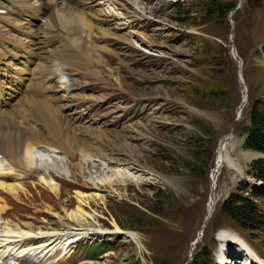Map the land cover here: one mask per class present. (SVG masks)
Segmentation results:
<instances>
[{
	"label": "rangeland",
	"instance_id": "1",
	"mask_svg": "<svg viewBox=\"0 0 264 264\" xmlns=\"http://www.w3.org/2000/svg\"><path fill=\"white\" fill-rule=\"evenodd\" d=\"M3 1L7 9L9 4L6 0L0 4ZM101 3L99 9L108 21L97 26L112 27V34L123 37L97 41L105 48L98 55L113 76L104 69L100 81L78 69H61L60 84L72 86L63 105H68L73 122L83 121L81 127L102 128L108 136H131L125 143L116 142L113 150L108 140H88L97 156L92 161L105 164L103 157H115L130 165L136 162L137 167L107 163L105 171L99 166L101 173L85 171L79 176L75 170L73 176L67 169L70 158L59 154L65 157V170L50 174L59 193L54 196L42 185L41 174L12 181L22 190L6 191L7 198H0L6 208L10 202L18 207L8 221L31 225L34 235H44L48 225L54 228L60 221L75 219L107 234L80 239L64 257L61 252L65 264H70L68 259L80 264H224L230 260L223 255L228 249L241 256L227 264H264V225L262 230L248 231L222 212L228 200L250 197L264 217V198L242 191L247 185L253 194L264 189V183H254L249 175L250 165L264 154L244 148L250 93L264 99V0ZM214 3L232 10L220 14ZM0 16H6L2 10ZM11 18L31 33L39 27ZM9 36L24 41L16 32L5 37ZM17 54L21 57L23 52ZM119 75L121 87L116 82ZM242 102L246 105L236 120ZM230 134L234 136L231 154L241 173L228 169L221 173L213 190L215 210L205 224L211 171L221 141ZM191 139L200 140L197 161L190 160ZM42 154L43 160L51 159L49 153ZM188 161L198 167L197 172L186 168ZM72 163L81 160L76 157ZM52 259L49 264L57 263Z\"/></svg>",
	"mask_w": 264,
	"mask_h": 264
},
{
	"label": "bare ground",
	"instance_id": "2",
	"mask_svg": "<svg viewBox=\"0 0 264 264\" xmlns=\"http://www.w3.org/2000/svg\"><path fill=\"white\" fill-rule=\"evenodd\" d=\"M6 1L7 5L8 2H12L21 8L29 9L30 13L35 9L40 13L35 16L40 21V26L33 29L32 33L30 32L32 35L25 38V40L28 39L25 44L28 46L27 52L31 57L23 62L24 67L19 70L21 73L24 72L28 63H32L36 66L37 72L32 73L30 71L26 77L18 76L19 83L25 84L26 81H29V87L16 103H11L6 99V95L12 96V94H8L5 85H3L6 78L4 82L0 80V198L6 199V195L9 193L14 194L16 190H22V186L12 185V181H28L39 174H41L42 185L51 190L54 196L57 195L59 189L53 184L54 180L50 174L54 171L65 170L62 163L65 162V157L59 154H66V157L70 158L71 163L67 169L73 176L76 175L75 170L79 172V176H82L85 171H89L91 175L101 173L102 170H107V163L118 166L130 165L128 160L115 157L104 158L102 156L105 164L92 161L97 156L96 151L89 148L88 140L92 139L99 142L108 140L113 150L116 142L125 143L131 139V136H128V139L120 134L108 136L102 128L97 129L88 125L81 127L80 124L83 121L80 120L73 122L67 112L68 105H63L62 102L66 95V89L71 91L72 86H67L65 89L58 86L57 75L55 74L56 69L74 68L86 72L87 78L97 77L98 80L102 81L101 71L105 69L113 76L114 71L105 67L104 61L98 55V52H104L105 48L99 47L97 41L98 39L105 41L110 39L121 40L123 37L119 38L112 34V27H103L104 22L108 20L105 19L104 10H100L101 0ZM105 1L118 2L119 0ZM1 8L5 9L4 1L0 4ZM5 13L10 15L12 10L7 8ZM19 15L20 13L16 14V16ZM25 22L27 25L30 23L29 20H25ZM97 23L103 24V28L97 26ZM17 26L13 25L6 16H0V34L21 32ZM113 28L116 29V27ZM23 31L28 34L26 30ZM14 41L19 40L15 38L8 40L9 43ZM2 43L3 40L0 37V75L3 67L10 68V63L7 62L12 59V49L3 47ZM107 46L110 45L107 44ZM233 55L235 57V50ZM5 56H8L7 59ZM57 61H59V65L56 64ZM97 66L98 70H95ZM91 68L92 70H90ZM116 73L118 74V72ZM239 75L241 78V72ZM120 77V75L117 76L116 82L121 87ZM12 84L16 85V82L13 81ZM244 100L247 101L246 95ZM244 102L238 111L239 116L241 110L245 108ZM71 114H75V112ZM80 136L81 138L85 137V140H81ZM233 143L234 136L230 134L221 141L217 151L215 165L211 171L212 195L205 224L210 220L213 210H215L217 200L213 190L221 173L225 169L235 174L241 173L239 165L231 154ZM46 152L51 157L48 161L40 157L43 155L42 153ZM76 157L80 158L81 164L73 165L72 161ZM100 165L105 169L101 170ZM136 165L137 163L133 162L130 166L137 167ZM84 166H88V169L84 170ZM111 173L116 178L120 176L114 171ZM123 183L125 182L122 181ZM79 184L76 183L75 185L79 186ZM18 185L20 184L18 183ZM85 188L86 186L82 187L84 191ZM79 189L81 190V187ZM2 200H0V261L4 264H9L10 261H14L15 264H49V260L52 258H55L54 261L57 263L51 264H65L60 257L56 260L61 252H63L61 256L64 257L70 253L80 239L94 238L95 234L100 237L107 235L99 233L98 230L100 229L97 227L79 224V220L75 219H71L67 223L60 221L54 228L48 225L46 230L41 229L46 231V234L34 235V228L31 225L17 223L15 225L8 221L16 213L18 207L10 202L9 207L6 208ZM44 226L46 225L42 227ZM200 232L199 238L202 236V231ZM68 244L69 246H67ZM24 245L32 247L23 251L21 248ZM160 249L163 250V248ZM55 250L57 253H54ZM228 250L226 253H223L224 250H222V253L224 256L227 255L230 260L241 256L240 252H236V250ZM230 260L228 262L224 260V264L229 263ZM70 264H80V262Z\"/></svg>",
	"mask_w": 264,
	"mask_h": 264
},
{
	"label": "trees",
	"instance_id": "3",
	"mask_svg": "<svg viewBox=\"0 0 264 264\" xmlns=\"http://www.w3.org/2000/svg\"><path fill=\"white\" fill-rule=\"evenodd\" d=\"M213 6L223 15L228 14L232 10V7L226 8L225 6H220L218 3H214ZM248 116L250 120V128L247 131L244 148L246 150L264 154V99L254 98L252 93H250V108ZM189 143L190 145H188V148L192 150L190 160L193 161L196 159L195 161H197L201 159L202 149L200 146V140L191 139ZM186 165V168L193 171L195 170L196 172L198 171V167H194L192 162L188 161ZM249 175L255 180L254 183H264V158L257 159L250 165ZM242 191L248 192L251 197L256 199L264 198V189L260 193L253 194L250 192L249 185H247ZM222 212L227 218L243 226L245 230L258 231L263 229V214L260 213V210L250 197L245 198L237 196L228 200L224 204Z\"/></svg>",
	"mask_w": 264,
	"mask_h": 264
},
{
	"label": "water",
	"instance_id": "4",
	"mask_svg": "<svg viewBox=\"0 0 264 264\" xmlns=\"http://www.w3.org/2000/svg\"><path fill=\"white\" fill-rule=\"evenodd\" d=\"M235 50V49H234ZM235 59L238 60V55H237V52L235 50ZM240 65V64H239ZM247 96V95H246ZM243 110H241V113H240V116L242 114ZM240 116L237 114V119L236 120H239Z\"/></svg>",
	"mask_w": 264,
	"mask_h": 264
}]
</instances>
